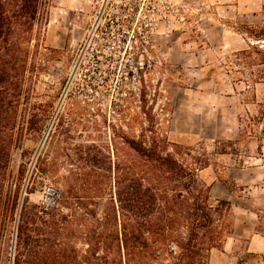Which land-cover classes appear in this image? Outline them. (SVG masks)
Returning <instances> with one entry per match:
<instances>
[{"label": "rangeland", "instance_id": "obj_1", "mask_svg": "<svg viewBox=\"0 0 264 264\" xmlns=\"http://www.w3.org/2000/svg\"><path fill=\"white\" fill-rule=\"evenodd\" d=\"M177 1L170 27L114 37L90 33L101 0H49L15 143L0 156V264H15L24 205L58 206V218H69L59 248L74 245L87 264L86 239L68 234L104 223L110 195L134 187L141 158L130 141L141 140L231 202L233 232L209 264H264V0ZM0 136V146L11 144L10 133ZM78 195L97 203L88 206L95 217L65 203Z\"/></svg>", "mask_w": 264, "mask_h": 264}, {"label": "trees", "instance_id": "obj_2", "mask_svg": "<svg viewBox=\"0 0 264 264\" xmlns=\"http://www.w3.org/2000/svg\"><path fill=\"white\" fill-rule=\"evenodd\" d=\"M48 4L49 0H0V134L10 133L12 139L8 146H0V156L9 157L15 143L29 55L33 45L39 47V27ZM130 144L141 158L134 189L122 188L121 183L116 199L110 195L105 205V222L98 218L97 224L70 231L68 238L86 239L87 264H209L211 250L223 249L233 232L231 202L214 200L195 169L161 150L155 140ZM75 198L65 203L81 206L95 217L88 206L96 202ZM7 210V205L0 206V218ZM57 210L58 206L41 211L23 206L15 264H81L74 245L65 242V248H59L60 223L69 218L61 221Z\"/></svg>", "mask_w": 264, "mask_h": 264}, {"label": "built area", "instance_id": "obj_3", "mask_svg": "<svg viewBox=\"0 0 264 264\" xmlns=\"http://www.w3.org/2000/svg\"><path fill=\"white\" fill-rule=\"evenodd\" d=\"M179 5L181 4L177 0H101L90 33L92 36L114 37L156 33L159 26L172 25L180 12ZM180 18L185 19L182 8ZM91 40L87 42V48L90 47ZM93 48H96L95 45ZM50 196L55 201L61 194L57 190H51Z\"/></svg>", "mask_w": 264, "mask_h": 264}, {"label": "crops", "instance_id": "obj_4", "mask_svg": "<svg viewBox=\"0 0 264 264\" xmlns=\"http://www.w3.org/2000/svg\"><path fill=\"white\" fill-rule=\"evenodd\" d=\"M214 250H215V248H213V249L211 250L210 262H212V263H215V261H214V254H215L216 252H214Z\"/></svg>", "mask_w": 264, "mask_h": 264}]
</instances>
